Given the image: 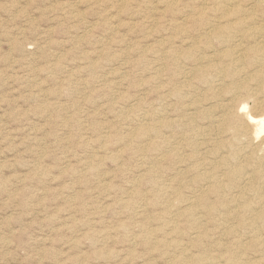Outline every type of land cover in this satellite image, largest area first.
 Returning a JSON list of instances; mask_svg holds the SVG:
<instances>
[{"label":"rangeland","instance_id":"obj_1","mask_svg":"<svg viewBox=\"0 0 264 264\" xmlns=\"http://www.w3.org/2000/svg\"><path fill=\"white\" fill-rule=\"evenodd\" d=\"M262 24L264 0H0V264H264V149L233 135L264 115Z\"/></svg>","mask_w":264,"mask_h":264},{"label":"bare ground","instance_id":"obj_2","mask_svg":"<svg viewBox=\"0 0 264 264\" xmlns=\"http://www.w3.org/2000/svg\"><path fill=\"white\" fill-rule=\"evenodd\" d=\"M174 1H176V0H174ZM230 1H231V0H230ZM227 2H228V1H227ZM225 3H226V2H225ZM231 5H232V4H231ZM202 7H203V6H202ZM223 7H225V6H223ZM226 7H227V6H226ZM204 8H205V7H204ZM218 9H219V8H218ZM252 11H253V10H252ZM212 13H213V12H212ZM232 16H233V15H232ZM185 18H186V17H185ZM220 18H221V17H220ZM223 18H224V17H223ZM183 19H184V18H183ZM241 19H242V18H241ZM243 20H245V19H243ZM252 22H253V21H252ZM155 23H156V22H155ZM262 25H264V24H262ZM210 26H211V25H210ZM218 26H220V25H218ZM223 26H224V25H223ZM176 27H177V26H176ZM220 27H221V26H220ZM151 28H152V27H151ZM219 29H220V28H219ZM219 29H218V30H219ZM152 30H153V29H152ZM215 30H216V29H215ZM248 30H249V28H248ZM259 30H260V29H259ZM205 31H206V29H205ZM205 31H204V32H205ZM245 31H246V30H244V32H245ZM207 32H208V31H207ZM214 32H215V31H214ZM170 33H171V32H170ZM172 34H173V33H172ZM245 34H246V33H245ZM245 34H244V35H245ZM247 34H248V33H247ZM203 35H204V34H203ZM209 35H210V34H209ZM247 36H248V35H247ZM253 36H254V35H253ZM155 39H156V38H155ZM158 39H159V38H158ZM197 39H198V38H197ZM185 40H187V39H185ZM192 40H193V39H192ZM231 40H232V39H231ZM231 40H230V41H231ZM263 40H264V39H263ZM190 41H191V40H190ZM226 41H227V40H226ZM259 41H260V40H259ZM235 42H236V41H235ZM194 43H195V42H194ZM257 43H259V42H257ZM195 44H196V43H195ZM221 44H222V43H221ZM250 44H251V43H250ZM189 45H190V44H189ZM228 45H229V44H228ZM235 45H236V44H235ZM255 45L257 46V44H255ZM258 45H260V44H258ZM261 45H262V44H261ZM261 45H260V46H261ZM236 46H237V45H236ZM187 47H188V46H187ZM215 47H216V46H215ZM237 47H238V46H237ZM240 47H241V46H240ZM242 47H243V45H242ZM250 47H251V46H250ZM223 48H224V47H223ZM250 50H252V49H250ZM180 52L182 53V51H180ZM200 52H201V51H200ZM206 52H207V51H206ZM257 52H258V51H257ZM203 53H204V52H203ZM209 53H210V52H209ZM221 53H222V52H221ZM250 53H251V52H250ZM254 53H255V52H254ZM258 53H259V52H258ZM112 54H113V53H112ZM176 54H177V52H176ZM176 54H175V55H176ZM178 54H179V53H178ZM110 55H111V54H110ZM172 55H173V54H172ZM179 55H180V54H179ZM242 55H243V53H242ZM153 56H154V55H153ZM173 56H174V55H173ZM238 56H240V55H238ZM196 57H197V56H196ZM213 57H214V56H213ZM228 57H229V56H228ZM230 57H232V56H230ZM233 57H234V56H233ZM236 57H237V56H236ZM243 57H244V56H243ZM135 58H136V57H135ZM192 58H193V57H192ZM234 58H235V57H234ZM234 58H232V59H234ZM237 58H238V57H237ZM195 59H196V58H195ZM235 59H236V58H235ZM121 60H122V59H121ZM125 60H127V59H125ZM165 60H166V59H165ZM198 60H199V59H198ZM230 60H231V58H230ZM259 60H261V58H260ZM232 61H233V60H232ZM125 62H126V61H125ZM125 62H124V63H125ZM235 62H236V61H235ZM239 63H240V61H239ZM242 63H243V62H242ZM193 64H194V63H193ZM260 64H262V62H261ZM175 65H176V64H175ZM182 65H183V64H182ZM201 65H202V64H201ZM120 66H121V65H120ZM141 66H142V65H141ZM159 66H160V65H159ZM178 66H179V65H178ZM186 66L188 67V65H186ZM195 66H196V65H195ZM251 66H252V68H253V65H251ZM261 66H262V65H261ZM157 67H158V66H157ZM191 67H192V66H191ZM206 67H207V66H206ZM218 67H219V66H218ZM259 67H260V66H259ZM263 67H264V63H263ZM243 68H245V67H243ZM127 69H128V68H127ZM199 69H200V68H199ZM235 69H237V68H235ZM235 69H234V70H235ZM239 69H240V68H239ZM200 70H201V69H200ZM231 70H232V69H231ZM259 70H261V69H259ZM158 71H159V70H158ZM185 71H186V70H185ZM223 71H224V70H223ZM238 71H239V70H238ZM238 71H237V72H238ZM153 72H155V71H153ZM182 72H183V70H182ZM242 72H243V71H242ZM259 72H260V71H259ZM184 73H185V72H184ZM201 73H202V72H201ZM213 73H214V72H213ZM239 73H240V71H239ZM256 74H258V71H257ZM256 74H255V75H256ZM261 74H262V73H261ZM261 74H259V75H261ZM155 75H156V74H155ZM222 75H223V74H222ZM262 75H263V74H262ZM105 77H106V76H105ZM238 78H239V76H238ZM244 78H245V77H244ZM249 78H252L251 75L249 76ZM263 79H264V78H263ZM220 80H221V79H220ZM240 80H242V78H241ZM245 80H246V79H245ZM248 80H249V79H248ZM248 80H247V81H248ZM155 81H156V80H155ZM157 81H158V80H157ZM216 81H217V80H216ZM238 81H239V80H238ZM242 81H243V80H242ZM235 82H236V81H235ZM244 82H245V81H244ZM248 82H249V81H248ZM185 83H186V81H185ZM250 83H251V81H250ZM158 84H159V83H158ZM186 84H187V83H186ZM215 84H216V83H215ZM217 84H220V83H217ZM261 84H262V83H261ZM159 85H160V84H159ZM159 85H158V86H159ZM161 85H162V84H161ZM220 85H221V84H220ZM236 85H237V84H236ZM243 85H245V84H243ZM234 86H235V85H234ZM206 87H207V86H206ZM227 87H228V86H226L225 88H227ZM236 87H237V86H236ZM213 88H215V87H213ZM217 89H218V88H217ZM217 89H216V90H217ZM235 89L238 90L239 88H235ZM235 89H234V90H235ZM263 89H264V88H263ZM81 90H82V89H81ZM216 90H215V91H216ZM256 90H257V89H256ZM259 90H260V89H259ZM259 90H258V91H259ZM235 91H236V90H235ZM240 91H241V89H240ZM248 91H249V89H248ZM248 91H247V92H248ZM196 92H197V91H196ZM201 92H202V91H201ZM230 92H231V91H230ZM115 93H117V92L115 91ZM239 93H240V92H239ZM168 94H170V93L168 92ZM218 94H219V92H218ZM250 94H251V93H250ZM253 94H254V93H253ZM256 94H257V93H256ZM239 95H240V94H239ZM246 95H247V94H246ZM240 97H241V96H240ZM249 97H250V96H248L247 98H249ZM251 97H252V96H251ZM235 98H236V95H235ZM238 99H240V98H238ZM238 99L236 98V101H237ZM241 99H243V98H241ZM241 99H240V100H241ZM253 99H254V98H253ZM192 100H193V99H192ZM230 100H232V99H230ZM245 100H246V99H245ZM258 100H260V99H258ZM189 101H190V98H189ZM219 101H220V100H219ZM255 101H256V100H255ZM255 101H254V102H255ZM200 102H201V101H200ZM213 102H214V101H213ZM226 102H227V101H226ZM226 102H225V103H226ZM233 102H234V101H233ZM233 102H232V103H233ZM190 103H191V102H190ZM234 103H236V102H234ZM234 103H233V104H234ZM258 103H259V102H258ZM258 103H257V104H258ZM260 103H261V102H260ZM260 103H259V104H260ZM227 104H228V103H226L225 105H227ZM254 104H255V103H254ZM189 105H190V104H189ZM195 105H196V104H195ZM234 105H235V104H234ZM263 105H264V104H263ZM215 106H216V104H215ZM223 106H224V105H223ZM223 106H222V107H223ZM188 107H189V106H188ZM222 107H221V108H222ZM251 107H252V106H251ZM254 107H256V106H254ZM257 107L259 108V106H257ZM189 108H190V107H189ZM214 108H215V107H214ZM217 108H218V107H217ZM219 108H220V107H219ZM221 108H220V109H221ZM224 108H225V107H224ZM231 108H232V105H231ZM234 108H235V106H234ZM234 108H233V109H234ZM212 109H213V108H211L210 111H211ZM226 109H228V107H227ZM233 109H232V111H233ZM236 109H237V108H236ZM244 109H246V106H243V107H242V110H244ZM259 109H260V108H259ZM127 110H128V109H127ZM217 110H218V109H217ZM222 110H223V109H222ZM229 110H230V109H229ZM256 110H257V109H256ZM256 110H255V111H256ZM189 111H192V110H189ZM208 111H209V110H208ZM213 111H214V110H213ZM223 111H224V110H223ZM223 111H221V112H223ZM234 111H235V110H234ZM249 111H250V110H249ZM259 111H261V110H259ZM184 112H185V111H184ZM229 112H230V111H229ZM242 112H243V111H240V113H242ZM251 112H252V111H251ZM251 112H250V113H251ZM256 112H257V111H256ZM261 112H264V110L261 111ZM192 113H193V112H192ZM192 113H191V114H192ZM223 113H224V112H223ZM226 113H227V112H226ZM259 113H260V112H259ZM188 114H189V113H188ZM191 114H190V115H191ZM227 114H228V113H227ZM230 114H231V112H230ZM234 114H235V113H234ZM234 114H233V115H234ZM262 114H263V113H262ZM262 114H261V116H253L252 113H251V114H244V117L247 119V122H248V124H249V125H247V126H248V127H251L250 132H248L249 130H248L247 132L245 131V128H246V127L242 128L241 130H240L239 128L235 127V132H234V134H233L234 137H235L236 135L239 137V135H242L243 133H248V136H246L247 134L244 135V136H246V138H238V137L236 138L237 142H240V141H244V142H245V145H244L245 148H246V143H247V144H249V145L255 147V149H256V148H261V149L263 148V149H264V115H262ZM222 115H223V114H222ZM236 115H237V112H236ZM215 116H216V115H215ZM225 117H226V116H225ZM237 117L242 118L243 116H242V117L237 116ZM170 118H171V117H170ZM215 118H216V117H215ZM215 118H214V119H215ZM218 118H219V117H218ZM221 118H222V117H221ZM235 118H236V117H235ZM158 119H159V118H158ZM65 120H66V119H65ZM188 120H189V119H188ZM225 120H226V118H225ZM154 121H155V120H154ZM190 121H192V120H190ZM222 121H223V120H222ZM217 122H218V121H217ZM241 122H242V121H241ZM243 122H244V120H243ZM188 123H189V122H188ZM221 123H222V122H221ZM216 124H217V123H216ZM242 124H243V123H242ZM235 125H236V124H235ZM157 126H158V125H157ZM157 126H155V127H151V126H150V127H148V128H143L142 130L139 131L140 136H143V135H144V136H147V135H149L151 132H155V133L157 134V130H158V129H157ZM238 126H241V125H238ZM242 126H244V124H243ZM146 127H147V126H146ZM214 127H215V125H214ZM222 127H223V126H222ZM240 128H241V127H240ZM223 129H224V128H223ZM223 129H222V130H223ZM248 129H249V128H248ZM203 130H204V128H203ZM208 130H209V129H208ZM220 130H221V129H220ZM246 130H247V128H246ZM130 131H131V130H130ZM201 131H202V130H201ZM237 132H238V133H237ZM194 133H195V132H194ZM202 133H203V132H202ZM202 133H201V134H202ZM218 133H219V132H218ZM221 133H222V132H221ZM106 134H107V133H106ZM151 134H152V133H151ZM203 134H204V133H203ZM216 134H217V133H216ZM219 134H220V133H219ZM221 135H222V134H221ZM187 136H188V135H187ZM203 136H204V135H203ZM203 136H202V137H203ZM242 136H243V135H242ZM105 137H106V136H105ZM181 137H182V134H181ZM240 137H241V136H240ZM196 138H197V137H196ZM198 138H200V137H198ZM205 138H207V137L205 136L204 139H205ZM207 139H208V138H207ZM212 139H213V138H212ZM217 139H218V138H217ZM180 140H181V139H180ZM219 140H220V139H219ZM226 141H227V140H226ZM234 141H235V140H234ZM234 141H233V142H234ZM137 142H138V141H137ZM215 142H216V141H215ZM215 142H214V143H215ZM224 142H225V141H224ZM198 143H200V142H198ZM255 144H256V145H255ZM177 145H178V144H177ZM214 145H215V144H214ZM231 145H232V144H231ZM235 145H236V144L232 145L231 148L233 149V148L235 147ZM192 146H193V145H192ZM198 146H199V144H198ZM239 146L242 147V145H239ZM247 146H248V145H247ZM218 147H219V146H217V149H218ZM247 148H248V147H247ZM250 148H251V147H250ZM229 149H230V148H229ZM234 149H235V148H234ZM237 149H238V147H237ZM251 149H252V148H251ZM263 149H262V150H263ZM166 150H167V149H166ZM209 150H210V149H209ZM209 150H208V151H209ZM211 150H212V149H211ZM215 150H216V149H215ZM253 150H254V148H253ZM253 150H252V151H253ZM143 151H144V150H143ZM224 151H225V150H224ZM233 151H234V150H233ZM239 151H242V152H243L244 150H243V148H242V150H239ZM246 151H247V150H246ZM246 151H245V152H246ZM249 151H250V150H249ZM252 151H251V152H252ZM256 151H257V150H256ZM256 151H255V152H256ZM169 152H170V151H169ZM242 152H241V154H243ZM247 152H248V151H247ZM198 153H199V152H198ZM208 153H209V152H208ZM210 153H211V152H210ZM223 153H225V152H223ZM249 153H250V152H248V154H249ZM253 153H254V151H253ZM162 154H163V153H162ZM188 154H189V153H188ZM218 154H219V153H218ZM218 154H217V155H218ZM239 154H240V153H239ZM225 155H226V154H225ZM182 156H185V155H182ZM234 156H235V155H234ZM250 156H251V153H250ZM250 156H248V157H250ZM255 156H256V155H255ZM186 157H187V156H186ZM206 157H207V156H206ZM213 157H214V155H213ZM217 157H218V156H217ZM223 157H224V156H223ZM244 157H245V156H244ZM157 158H158V156H157ZM162 158H163V157H162ZM204 158H205V157H204ZM204 158H203V159H204ZM225 158H226V157H225ZM257 158H258V157H257ZM219 159H220V158H219ZM221 159H222V158H221ZM226 159H227V158H226ZM230 159H231V158H230ZM230 159H228V161H229ZM242 159H243V158H242ZM210 160H211V159H210ZM233 160H234V159H233ZM235 160H236V159H235ZM244 160H245V159H244ZM248 160H249V159H248ZM201 161H202V160H201ZM215 161H216V160H215ZM225 161H226V160H225ZM228 161H227V162H228ZM231 161H232V160H231ZM246 161H247V160H246ZM174 162H175V161H174ZM217 162H218V160H217ZM235 162H236V161H235ZM263 162H264V161H263ZM205 163H206V162H205ZM213 163H214V162H213ZM240 163H242V162H240ZM200 164H201V163H200ZM203 164H204V162H203ZM203 164H202V165H203ZM223 164H224V163H223ZM243 164H245V162H243ZM183 165H184V164H183ZM212 165H214V164H212ZM226 165H227V163H226ZM226 165H225V166H226ZM203 166H204V165H203ZM230 166H231V165H230ZM240 166H241V164H240ZM240 166H239V167H240ZM243 166H245V165H243ZM262 166L264 167V165H262ZM200 168H201V167H200ZM202 168H203V167H202ZM227 168H228V167H227ZM196 169H197V168H196ZM214 169H215V168H214ZM230 169H231V168H230ZM240 169H241V168H240ZM240 169H238V170H240ZM263 169H264V168H263ZM198 170H199V169H198ZM210 170H211V169H210ZM238 170H237V172H238ZM213 171H214V170H213ZM241 171H242V170H241ZM262 171H264V170H262ZM184 172H185V171H184ZM221 172H222V171H221ZM232 172H233V170H232ZM201 173H202V172H201ZM201 173H200V174H201ZM207 173H208V172H207ZM248 173H249V172H248ZM198 174H199V173H198ZM204 174H205V173H204ZM204 174H203V175H204ZM208 174L211 176L210 171H209ZM208 174H207V175H208ZM212 174H213V173H212ZM221 174H222V173H221ZM236 174H237V173H236ZM239 174L242 175V174H244V173H242V172L240 173V172H239ZM213 176H214V175H213ZM213 176H212V177H209V178H213ZM245 176H247V175H245ZM222 178H223V177H222ZM241 178H243V177L241 176ZM234 179H235V178H234ZM213 180H214V179H213ZM218 180H219V179H218ZM263 180H264V179H263ZM195 181H197V180H195ZM220 181H221V180H220ZM231 181H232V180H231ZM238 181H239V180H238ZM241 181H242V180H241ZM133 183H134V182H133ZM202 183H203V182H202ZM240 183H241V182H240ZM245 183H246V182H245ZM135 184H136V183H135ZM172 184H173V183H172ZM217 184H218V183H217ZM225 184H226V183H225ZM229 184H230V182H229ZM221 185H222V184H221ZM136 186H137V185H136ZM160 186H161V185H160ZM194 186H195V185H194ZM240 186H241V185H240ZM226 187H228V186H226ZM242 187H243V186H242ZM177 188H178V187H177ZM156 189H157V188H156ZM238 189H239V188H238ZM169 190H170V189H169ZM202 190H203V189H202ZM202 190H201V191H202ZM234 190H235V189H234ZM176 191H178V190H176ZM176 191H174V192H176ZM201 191H200V192H201ZM204 191H205V190H204ZM204 191H203V192H204ZM190 192H191V191H190ZM200 192H199V193H200ZM240 192H241V191H240ZM213 194H214V193H213ZM229 194H230V193H229ZM195 195H199V194H195ZM214 195H215V194H214ZM237 195H238V194H237ZM235 196H236V195H235ZM212 197H213V196H212ZM255 197H256V196H255ZM187 198H188V197H187ZM193 199H194V198H193ZM196 199H197V197H196ZM145 200H146V199H145ZM171 200H172V199H171ZM194 200H195V199H194ZM255 200H256V199H255ZM261 201H262V200H261ZM240 203H241V202H240ZM195 204L198 205V204H199V200H197V202H196ZM220 204H222V202H221ZM249 204H250V203H249ZM256 204H257V203H256ZM217 205H218V204H217ZM227 205H228V204H227ZM262 205H263V204H262ZM251 206H252V205H251ZM255 206H256V205H255ZM259 206H261V205H259ZM224 207H225V204H224ZM250 208H251V207H250ZM196 209H197V208H196ZM224 209H225V208H224ZM243 209H244V208H243ZM190 210H191V208H190ZM202 211H203V210H202ZM227 211H228V210H227ZM246 211H247V210H246ZM255 211H256V210H255ZM187 212H188V211H187ZM191 212H192V211H191ZM187 214H189V213H187ZM250 214H252V213H250ZM190 215H192V213H190ZM181 216H182V215H181ZM262 216L264 217V215H262ZM201 217H202V216H201ZM250 217H251V216H250ZM178 218H180V216H179ZM182 218H183V217H182ZM236 218H237V217H236ZM200 219H201V218H200ZM202 220H203V219H202ZM203 221H204V220H203ZM207 224H208V223H207ZM203 225H204V223H203ZM231 225H232V224H231ZM177 231H178V230H177ZM224 231H225V230H224ZM253 231H254V230H253ZM168 233H169V232H168ZM230 234H231V233H230ZM221 235H222V234H221ZM257 236H258V235H257ZM193 237H196V236H193ZM133 238H134V237H133ZM259 238H260V237H259ZM166 247H167V246H166ZM186 249H187V248H186ZM170 252H171V251H170ZM194 254H195V253H194ZM180 256H181V255H180ZM203 257H204V256H203ZM206 257H207V256H206ZM190 258H191V257H190ZM186 260H187V259H186ZM217 260H218V259H217ZM217 260H216V261H217ZM211 261H213V259H200V260H196V262H198V263H201V262H202V263H204V264H205V263H209V262H211ZM217 262H218V261H217ZM224 262H225V260H224ZM217 264H218V263H217ZM221 264H222V263H221ZM225 264H236V263H233L232 261L227 260V262H225ZM243 264H244V263H243Z\"/></svg>","mask_w":264,"mask_h":264}]
</instances>
